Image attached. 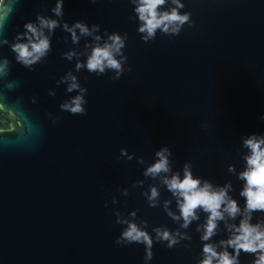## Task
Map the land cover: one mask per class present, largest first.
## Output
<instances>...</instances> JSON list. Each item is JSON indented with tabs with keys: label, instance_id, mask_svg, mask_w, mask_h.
Masks as SVG:
<instances>
[{
	"label": "water",
	"instance_id": "water-1",
	"mask_svg": "<svg viewBox=\"0 0 264 264\" xmlns=\"http://www.w3.org/2000/svg\"><path fill=\"white\" fill-rule=\"evenodd\" d=\"M181 2L194 26L185 25L173 37L158 31L145 43L136 20H129L135 13L128 0H63V20L70 25L84 21L100 24L101 35L103 29L127 33L123 51L131 72L116 81L109 79L112 72L99 77L86 69L74 72L88 90L82 116L59 109L76 94L55 83L74 70L75 60L62 57L76 47L70 38L64 42L68 33L55 30L52 52L32 71L15 61L7 45L0 46V58L11 62L6 82H19L12 89L0 83V264H143L142 244L114 243L125 227L115 223L114 213L136 210L150 234L155 226L178 227L141 195L156 183L143 169L165 145L174 171L190 161L194 176L220 185L231 181L230 195L243 207L242 181L227 166L243 169L242 136L264 135V0ZM5 3L10 11L0 25L9 41L37 12L55 18L50 11L55 0ZM49 89L56 95L49 96ZM121 148L133 155L131 161L120 155ZM136 157L146 163L138 164ZM135 180H145L143 189L131 187ZM122 188L129 189L127 197L120 195ZM160 191L161 200L171 199L163 187ZM171 208L176 210L174 200ZM262 217L254 213L252 223ZM203 220L201 213L186 230L191 241L172 249L154 244L149 264H196L202 242L195 226ZM226 235L221 232L213 242ZM239 259L250 264L254 257L242 252Z\"/></svg>",
	"mask_w": 264,
	"mask_h": 264
},
{
	"label": "clouds",
	"instance_id": "clouds-1",
	"mask_svg": "<svg viewBox=\"0 0 264 264\" xmlns=\"http://www.w3.org/2000/svg\"><path fill=\"white\" fill-rule=\"evenodd\" d=\"M95 4L97 0H89ZM133 5L136 31L140 34L141 41L147 43L156 39V34L173 37L178 36L185 25L189 28L194 26L191 12L183 11L185 4L181 0H128ZM10 11L5 0H0V21L4 20V13ZM55 18L36 13L34 21L23 24V31L17 32L12 41H9L0 25V46L7 45L15 54L17 63L27 68L34 69L36 64H43L52 52V36L57 28L69 34L64 38L67 43L70 38L71 44L76 46L62 53L67 61L75 60L74 70L67 71L55 81L57 87L65 85L66 93L76 94L59 104V109L72 115H86L87 88L82 87L77 75L86 69L97 77L108 72L114 73L109 79L119 80L126 71L131 72L127 66L128 57L124 53L127 42V33L119 34L115 31L109 33L107 29L101 32V25L97 23L89 26L84 21L67 23L63 20V0H55V5L50 9ZM85 39L83 47H79L81 39ZM87 38H91L90 41ZM85 57L82 61L80 58ZM11 62L7 58H0V83L5 88L12 89L19 82L7 83L10 74ZM87 82V77H85ZM49 96H55V89L48 90ZM36 103V97L31 98ZM52 117V113H46ZM264 120V115H261ZM56 124L57 119L52 118ZM241 147L246 149L242 155L243 169L236 170L232 164L227 166V172L235 175L242 181L239 196L244 199L243 207L230 193L234 191L231 181H225L223 185L214 184L212 181L193 175V165L185 161L179 171L173 170L170 148L165 145L154 152L153 162L147 164L142 172L145 178H150L156 183L148 184L147 190H142L141 195L145 198L150 208H162L163 212L178 225L174 230L166 226L152 227L150 234L145 229L149 227L148 221L139 219L137 211L133 210L125 215L121 211H115V223L123 225L119 236L114 243L126 246L133 243L142 244L144 247L143 264H149L153 259L152 248L154 244H163L172 249L180 246L183 241H191L192 236L187 229L193 222L200 221L201 213L204 214L202 223H196L195 232L199 233L202 242L200 258L196 264H240L241 253L250 254L254 259L250 264H264V217L252 223L253 214L264 213V135L249 134L241 137ZM120 155L131 161L133 155L125 149H120ZM138 164L146 162L142 157H136ZM182 173V175H181ZM145 180H135L131 187L141 188ZM163 187L170 193L171 199L161 200L160 188ZM120 195L127 197L128 188L120 189ZM175 201V211L171 205ZM116 204L115 197L111 199ZM107 207V203L105 204ZM239 218V222L235 221ZM221 224L223 227L221 228ZM221 232L226 233V238L213 242V237ZM184 248L190 244L182 245ZM231 249V251H229Z\"/></svg>",
	"mask_w": 264,
	"mask_h": 264
}]
</instances>
